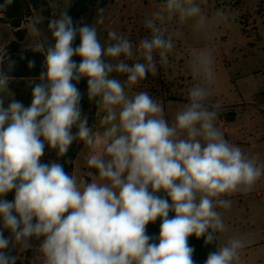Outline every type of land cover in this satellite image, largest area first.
Listing matches in <instances>:
<instances>
[{
    "label": "clouds",
    "instance_id": "clouds-1",
    "mask_svg": "<svg viewBox=\"0 0 264 264\" xmlns=\"http://www.w3.org/2000/svg\"><path fill=\"white\" fill-rule=\"evenodd\" d=\"M11 3L5 0L0 9ZM163 3L145 18L149 35L138 44L115 30L102 43L97 25L104 23L103 9L91 26H74L66 12L51 20L54 43L47 47L39 27L43 18H28L32 50L45 56L46 71L39 83L30 82L31 106L12 100L5 108L0 95V264H16L17 256L5 250L10 243L29 249L33 237L42 238L38 264H195L188 243L193 235L217 245L205 264H241L247 241L231 237L218 243V233L227 231L218 209L231 208L228 197L251 192L264 177V164L225 139L217 126L219 108L208 104L213 50L193 54L190 68L199 82L171 122L147 91L128 93L149 74L157 75L158 62L168 61L175 47L168 21L181 26L192 21L197 30L218 23L197 0ZM77 35L80 44L73 47ZM73 56L81 57L79 64ZM128 60L135 62L130 66ZM82 78L102 113L95 130L82 117L81 93L73 83ZM9 80L0 71V94L8 93ZM75 140L88 149L87 167L98 171L90 183L78 184L60 163H40L45 144L62 157ZM13 190V201L3 198ZM161 191L166 196L157 195ZM157 218L158 243L146 232Z\"/></svg>",
    "mask_w": 264,
    "mask_h": 264
},
{
    "label": "rangeland",
    "instance_id": "rangeland-1",
    "mask_svg": "<svg viewBox=\"0 0 264 264\" xmlns=\"http://www.w3.org/2000/svg\"><path fill=\"white\" fill-rule=\"evenodd\" d=\"M71 3L72 0L49 1L44 8L50 12L48 16L42 10H31L21 22V41L17 40L15 30L0 20V54L12 41L18 42L19 49L32 48L33 41L26 26L28 18L35 14L43 18L39 27L42 35L47 37L45 46L53 44L49 23L59 19ZM197 3L210 20L218 23H213L206 30H197L192 21L183 26L175 19L168 21V31L175 44L168 61L163 64L158 62L157 75L149 74L140 84L128 89V93L134 95L147 91L163 105L165 117L171 122L175 113L188 102L189 89L199 82L190 68L193 54L200 49H212L214 78L208 104L219 108L217 126L225 139L255 157L258 164H264V0H197ZM163 6V0H95L83 15L82 24L94 25L103 9L104 23L97 25L101 42H106L107 33L115 30L138 44L140 39L149 35L144 26L145 18ZM177 30L180 35H177ZM126 62L131 66L135 61ZM112 76L126 79L115 73ZM0 95L4 97L5 108L15 100L9 87L8 93ZM86 97L88 107L81 108L82 117L87 118L89 128L94 123L92 129L95 130L102 113L99 108L97 112L95 110L97 100H89L88 94ZM231 114L233 121H226ZM77 131L76 127L71 129L73 135ZM83 146L82 141L75 140L69 147L78 154L73 173L78 184L83 177L89 179L88 183L96 179L94 175L89 177L90 170L81 166L88 154V149ZM40 163L47 164L41 160ZM228 198L232 201L231 208L218 209L227 226L226 232L218 233V243L223 244L231 237H241L247 241L241 264H264V177L251 192L236 193ZM11 235L9 230H4L5 237ZM41 242L42 238L33 237L30 239L31 248L21 251L10 243L5 251L17 256L16 264H28L29 260L38 258L37 250Z\"/></svg>",
    "mask_w": 264,
    "mask_h": 264
},
{
    "label": "trees",
    "instance_id": "trees-1",
    "mask_svg": "<svg viewBox=\"0 0 264 264\" xmlns=\"http://www.w3.org/2000/svg\"><path fill=\"white\" fill-rule=\"evenodd\" d=\"M52 0H12V3L6 8L0 9V20L8 24L11 28L15 30L17 35V40H22V29L21 22L23 18L31 10H42V12L48 16L50 12L44 10L47 7L48 2ZM95 0H72L71 5L66 10L67 15H69L74 23V26L80 27L82 24L83 15L89 10V8L94 4ZM5 0H0V5H3ZM80 44V37L77 35L73 41V47H77ZM3 55V60L0 61V71L4 72L10 77L8 82V87L14 95L16 101L21 102L25 107L31 106L32 103V88L34 85L30 83L35 81L39 83V76L41 72L46 71L44 67L45 57L42 53L33 51L32 48L19 49L18 42L12 41L5 48ZM72 59L79 64L81 57L73 56ZM29 61H33V67L29 68ZM14 62V63H13ZM11 64V68H10ZM76 87L81 93L80 108L88 107L87 102V79L82 78L78 83L73 81ZM95 107V104H94ZM228 120H232L233 116L227 117ZM43 139V138H41ZM75 159V152L69 148L68 152L64 156H58L57 151L51 149L47 144H45L44 154L40 158L41 161L51 164L53 162L60 163L64 171L70 175L73 170V161ZM15 192H9L4 199L8 201L14 200ZM160 196H166V194L161 191L157 193ZM174 216L173 212L169 213V217ZM161 220L157 218L154 223H149L146 226L147 235H149L152 240L150 242L158 243V237L160 232ZM0 227H2V220H0ZM189 246L194 249L193 260L195 264H205L208 255L211 252L216 251L217 245L213 244L206 245L204 243V237L197 239L195 235L188 238Z\"/></svg>",
    "mask_w": 264,
    "mask_h": 264
},
{
    "label": "crops",
    "instance_id": "crops-1",
    "mask_svg": "<svg viewBox=\"0 0 264 264\" xmlns=\"http://www.w3.org/2000/svg\"><path fill=\"white\" fill-rule=\"evenodd\" d=\"M10 90V89H9ZM11 91V90H10ZM12 92V91H11ZM13 97H14V95H13ZM96 112L98 111V106H97V104H96ZM233 119H234V117H233ZM233 119L232 120H230V121H233ZM226 121H228V119L226 118L225 119ZM220 123H223V122H220ZM94 126V123H93V125H92V127ZM92 127H90V128H92ZM84 147V146H83ZM78 155V154H77ZM77 155L75 154V159L77 158ZM88 155H89V152H88V154L86 155V157H85V159H84V161H83V163H81V166L82 167H86V168H88L87 167V163H86V161H87V158H88ZM75 159H74V161H73V170H72V172L70 173V175H72L73 173H74V171H75ZM89 169V168H88ZM90 171H93L95 174H94V177L95 178H97L96 177V175H98V171L97 170H95V169H89ZM81 180H83V181H88L89 179L88 178H85V177H83Z\"/></svg>",
    "mask_w": 264,
    "mask_h": 264
},
{
    "label": "water",
    "instance_id": "water-1",
    "mask_svg": "<svg viewBox=\"0 0 264 264\" xmlns=\"http://www.w3.org/2000/svg\"><path fill=\"white\" fill-rule=\"evenodd\" d=\"M28 264H38V258H34L33 260H29L28 262H27Z\"/></svg>",
    "mask_w": 264,
    "mask_h": 264
}]
</instances>
